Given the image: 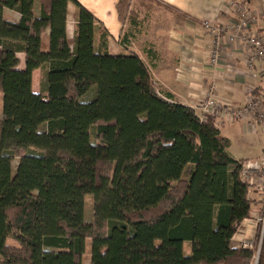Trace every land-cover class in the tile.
Listing matches in <instances>:
<instances>
[{
  "label": "trees",
  "instance_id": "obj_1",
  "mask_svg": "<svg viewBox=\"0 0 264 264\" xmlns=\"http://www.w3.org/2000/svg\"><path fill=\"white\" fill-rule=\"evenodd\" d=\"M38 1L35 16L34 0H0V264H82L87 239L90 264H255V249L231 244L253 211L247 159L215 115L158 90L136 52L110 53L107 30L77 0ZM129 2H118L121 19Z\"/></svg>",
  "mask_w": 264,
  "mask_h": 264
},
{
  "label": "crops",
  "instance_id": "obj_2",
  "mask_svg": "<svg viewBox=\"0 0 264 264\" xmlns=\"http://www.w3.org/2000/svg\"><path fill=\"white\" fill-rule=\"evenodd\" d=\"M77 1L107 30L110 53L136 52L149 65L156 88L171 92L178 102L193 107L198 114H201L199 105L211 84L215 85L219 99L238 105L257 96L263 89L264 59L249 64V52L241 40L230 41L227 34H223L217 62L211 63L213 37L203 28L202 21L234 23L238 21V11L230 7V2H241L247 12L255 16L243 32L264 38V0H130L122 19L118 14L119 0ZM33 12L35 16L40 13L38 0H34ZM75 12V4L69 3L66 25L70 38L69 25L75 30ZM4 15L12 21L20 18L18 12L8 8L4 9ZM45 35L48 37V31ZM98 39L99 33L95 32V44ZM20 54L22 66L24 54ZM37 71L40 69H35L33 75ZM212 112L216 125L220 129L225 127L224 118L216 110ZM256 117L252 114L234 122L242 134L251 138L245 144L261 150L255 156L258 158L264 154V121L260 122ZM222 134L230 139L234 157L243 159L233 152L230 135ZM249 195L254 200L252 216L239 225L231 240L233 247H238L241 240L255 239V218L261 212L262 202L258 192L251 190ZM188 249L187 253L190 247Z\"/></svg>",
  "mask_w": 264,
  "mask_h": 264
},
{
  "label": "built area",
  "instance_id": "obj_3",
  "mask_svg": "<svg viewBox=\"0 0 264 264\" xmlns=\"http://www.w3.org/2000/svg\"><path fill=\"white\" fill-rule=\"evenodd\" d=\"M230 7L237 9L238 21L231 24H220L216 21L203 20V28L213 37V47L210 53L211 63L217 62L221 47V38L227 34L230 41L241 40L244 42L249 52L248 62L253 64L256 59H264V38L257 34H246L249 22L255 20V16L250 15L241 2H230ZM201 107V118L205 113L213 114L216 110L224 120H238L246 116L256 114L258 121H264V86L257 96H252L242 105L234 104L221 100L216 95V87L211 84L204 94V98L199 105ZM242 178L249 184V193L258 192L261 196L262 210L255 218L256 226L261 222V233L264 230V154L255 159H247L243 162L241 168ZM262 236V235H261ZM261 237L258 246H255V240H241L239 246L255 249L253 254L254 263H257Z\"/></svg>",
  "mask_w": 264,
  "mask_h": 264
},
{
  "label": "rangeland",
  "instance_id": "obj_4",
  "mask_svg": "<svg viewBox=\"0 0 264 264\" xmlns=\"http://www.w3.org/2000/svg\"><path fill=\"white\" fill-rule=\"evenodd\" d=\"M39 11V10H38ZM69 31H70V36L71 40L72 37L74 36L75 30L72 28L71 24L69 25ZM48 37L47 35L43 36V48L46 49L48 47ZM21 57L22 61V55H18ZM33 90L35 92L43 91V72L37 71L33 75ZM91 97V94L87 95L85 99H89ZM235 120H225L227 124L225 127H221V130L225 134H229L231 137V140L233 142V147L232 150L233 152L237 155V157H243V159L247 158H255V156L259 153H261V150L259 148H252L248 147L245 143L250 142L251 138L245 134H242L240 132V129L237 127V123L234 122ZM220 126H222V123H219ZM18 162V158H16L13 161V171L16 168ZM84 213H85V218L87 220H91L93 216V200L91 195H86L85 198V207H84ZM189 245L188 243H185V252H188ZM85 254L82 258V264H90V239L86 240V245H85Z\"/></svg>",
  "mask_w": 264,
  "mask_h": 264
}]
</instances>
